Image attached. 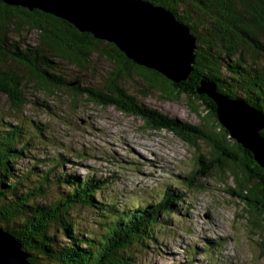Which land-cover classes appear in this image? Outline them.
<instances>
[{
    "label": "trees",
    "instance_id": "trees-1",
    "mask_svg": "<svg viewBox=\"0 0 264 264\" xmlns=\"http://www.w3.org/2000/svg\"><path fill=\"white\" fill-rule=\"evenodd\" d=\"M142 1L171 12L195 39L192 72L186 81L176 85L136 65L113 44L80 33L65 21L0 1V94L15 114L25 105L23 89L30 75L42 91L65 90L74 100L84 96L96 105L114 106L141 118L146 129L172 132L186 142L208 139L218 159L201 156L199 163L236 169L230 173L238 192L232 194L264 218V170L219 123L214 103L197 93L211 86L228 99L254 107L264 118V0ZM29 34L36 36L32 43L26 41ZM93 54L112 64L100 87H81L78 76L67 80L61 74L56 60L82 72ZM133 76L167 98L185 96L204 105L218 133H204L138 103L121 85ZM17 116L14 124L0 125V228L21 243L31 264H148L147 254L172 258L169 264H221L212 257L217 250L211 251V245L202 247L201 252H210L204 259L193 247H186L177 262L163 251L169 243L160 234L171 232L173 216L188 217L178 191L168 186L150 192L143 201L138 197L125 201L115 194L113 174L77 176L66 169L67 149V154L53 150L47 158H37L33 152L38 143L55 149L57 142L44 137V126ZM259 134L264 141V128ZM86 155L83 148L72 157ZM204 175L209 176L188 174L187 185L201 186ZM254 197L260 207L252 208L258 204Z\"/></svg>",
    "mask_w": 264,
    "mask_h": 264
},
{
    "label": "rangeland",
    "instance_id": "rangeland-1",
    "mask_svg": "<svg viewBox=\"0 0 264 264\" xmlns=\"http://www.w3.org/2000/svg\"><path fill=\"white\" fill-rule=\"evenodd\" d=\"M26 39L32 43L36 36L29 34ZM56 61L67 80L80 78L81 87H100L112 69L107 59L95 54L82 72L64 61ZM25 79V105L16 109L15 114L22 121L44 126V137L57 142L55 149L38 143L37 152H33L37 158H47L53 150L66 153L67 149L70 152L66 153V169L77 176L88 172L113 174L115 194L125 201L135 197L143 201L150 192L155 194L168 186L178 191L181 204L188 208V217L174 215L169 236L160 234L169 243L163 251L172 254L176 262L181 260L186 247L196 248L201 253L199 258L204 259L210 252H201L202 247L211 245V251L217 250L212 257L221 264H264V218L232 194L238 192L230 173L236 169L210 168L208 163H199L201 156L218 159L208 139L186 142L172 132L152 131L144 128L141 118L126 115L114 106H99L84 96L74 100L65 90L42 91L30 75ZM121 85L145 107L198 127L204 133H218L214 123L207 119V109L198 101L185 96L167 98L159 90H148L139 77L128 78ZM15 114L10 111V101L0 94V125L14 124ZM83 148L85 157H72ZM190 173L194 177L202 173L209 176L200 179L199 187L188 186L185 177ZM254 186L250 185V189ZM256 201L258 204L252 208L261 206ZM145 257L148 264L172 263V258L157 254Z\"/></svg>",
    "mask_w": 264,
    "mask_h": 264
},
{
    "label": "water",
    "instance_id": "water-1",
    "mask_svg": "<svg viewBox=\"0 0 264 264\" xmlns=\"http://www.w3.org/2000/svg\"><path fill=\"white\" fill-rule=\"evenodd\" d=\"M8 6L38 10L113 44L127 59L178 85L192 72L195 39L173 14L142 0H0ZM216 106L219 123L250 152L264 170V128L260 112L205 85L197 90ZM21 243L0 228V264H31Z\"/></svg>",
    "mask_w": 264,
    "mask_h": 264
},
{
    "label": "bare ground",
    "instance_id": "bare-ground-1",
    "mask_svg": "<svg viewBox=\"0 0 264 264\" xmlns=\"http://www.w3.org/2000/svg\"><path fill=\"white\" fill-rule=\"evenodd\" d=\"M236 192V191H235ZM235 194V193H234Z\"/></svg>",
    "mask_w": 264,
    "mask_h": 264
}]
</instances>
